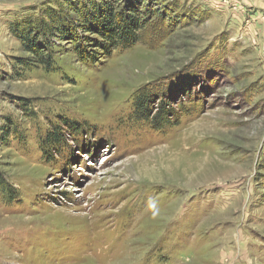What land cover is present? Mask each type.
I'll return each instance as SVG.
<instances>
[{"label": "rangeland", "instance_id": "rangeland-1", "mask_svg": "<svg viewBox=\"0 0 264 264\" xmlns=\"http://www.w3.org/2000/svg\"><path fill=\"white\" fill-rule=\"evenodd\" d=\"M142 2L0 0V264H264V0ZM128 7L138 42L83 61ZM48 15L76 41L20 66Z\"/></svg>", "mask_w": 264, "mask_h": 264}, {"label": "trees", "instance_id": "trees-1", "mask_svg": "<svg viewBox=\"0 0 264 264\" xmlns=\"http://www.w3.org/2000/svg\"><path fill=\"white\" fill-rule=\"evenodd\" d=\"M135 1L138 2V0ZM141 4H145L144 0ZM46 20L47 22L39 21L37 24L20 25L19 23H14L8 27L10 36L20 43L22 52L30 56L19 60L20 66H38L45 71L50 72L53 69L56 71L52 50L55 42L69 41L74 43L76 41V34L73 33L74 28L72 26H63L62 23H57L54 17L49 15ZM140 20L142 21V18ZM142 26L144 24L141 25L139 19L134 16V7H128L115 15L107 12L100 23H94L90 19L82 18L76 28L86 35H79V37L87 39L84 40L83 44L78 42L75 50L83 61L90 63L97 62L99 58L108 59L116 50H127L133 47L138 42L135 31ZM144 105L145 103H136L134 116L138 121L148 122L149 119ZM170 120L168 121L166 116H162V118L155 116L151 119L149 125L156 127V130L159 131L169 126ZM12 132L17 137L19 136V133L15 130ZM46 140L47 144L52 142V140H49V136H46ZM3 186L4 184L0 181L2 193H4ZM9 194L10 190L7 189V198L10 197Z\"/></svg>", "mask_w": 264, "mask_h": 264}]
</instances>
